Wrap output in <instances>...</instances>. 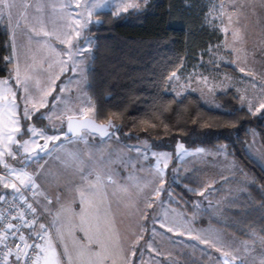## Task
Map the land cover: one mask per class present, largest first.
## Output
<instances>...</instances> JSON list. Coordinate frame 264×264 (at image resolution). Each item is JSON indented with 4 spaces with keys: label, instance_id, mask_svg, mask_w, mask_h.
Listing matches in <instances>:
<instances>
[{
    "label": "snow or ice",
    "instance_id": "1",
    "mask_svg": "<svg viewBox=\"0 0 264 264\" xmlns=\"http://www.w3.org/2000/svg\"><path fill=\"white\" fill-rule=\"evenodd\" d=\"M148 3L149 0H75L73 7L72 0H64L57 7L55 0H35L34 4L0 0V27L9 37L6 47L10 48V54L3 59L13 66L7 78H0V163L5 169L0 183L4 189H11L12 195V203L8 204V193L0 194V202L7 205L0 212V264H10L9 257H13L11 264H134L130 257L137 255L142 233L148 230L144 223L149 218L147 210L153 204L162 209L165 201L158 199L162 195L172 197L171 186L165 187L169 161L173 157L183 162L186 156H227L226 145L215 153L202 147L189 152L184 143L178 142L175 153H171L155 150L157 146L147 140L125 144L120 138V125L111 120L97 123L96 106L87 90L92 87L88 75L98 44L86 33L103 21L93 20V16L102 9L114 17L137 14ZM257 3L264 9V0H219V3L209 0L211 7L203 19L214 28L219 26L225 33V43L215 48L210 46L213 57L206 62L207 67L202 61L198 68H204L210 75L215 73L219 68L215 54L222 48L227 55L240 52L247 55L246 48L235 45L246 40L240 26L241 17L249 8L256 15ZM185 4L191 6L189 0ZM258 23L264 21L258 20ZM229 33L231 45L227 44ZM53 37L63 46L60 51L49 44ZM45 49L59 58L43 56ZM257 54L264 60V47L252 50L254 57ZM227 63L235 64V61ZM240 71L244 72V68ZM66 73L69 74L66 81L57 84ZM193 78H202L205 83L209 79L194 69L185 83L190 85ZM166 80L169 85L173 81L179 84L176 71ZM208 91L215 95L214 89ZM182 95L175 93L176 98ZM239 99L243 104L245 97ZM215 107L221 108V105ZM42 108L48 111L40 112ZM262 109L264 102L253 111V104L248 101V112L253 116ZM34 116L37 122L49 123L38 129L35 123H28ZM53 117L59 124L53 123ZM125 135L130 137L128 133ZM5 157L16 160L19 168L6 162ZM152 160L154 164L150 163ZM29 167L33 169L31 172L26 171ZM172 172L173 177L179 175L178 168ZM13 175L18 183L10 180ZM240 183L243 187L237 191L246 194L252 181L245 179ZM197 194L205 195L204 191ZM228 202L236 201L230 198ZM77 204L79 212L74 208ZM193 208L199 211V202ZM125 218L129 224L121 232L120 225ZM181 219L185 224L191 223L183 216ZM157 223L167 232L184 235L176 231L180 221H169L167 211L163 219L158 215L152 217L153 237L158 235ZM169 223L172 226H167ZM77 231L84 236L77 237ZM259 232L264 233V228ZM246 234L250 242L225 240L219 232L191 235L189 230L190 239L215 247L221 253L216 258L217 264H264V235L255 230ZM148 248H152L151 243Z\"/></svg>",
    "mask_w": 264,
    "mask_h": 264
},
{
    "label": "trees",
    "instance_id": "2",
    "mask_svg": "<svg viewBox=\"0 0 264 264\" xmlns=\"http://www.w3.org/2000/svg\"><path fill=\"white\" fill-rule=\"evenodd\" d=\"M189 3L191 6L185 0H149L137 14L114 17L108 10H101L95 15V20L103 23L91 28L98 47L88 75L92 87L87 92L96 106V119H112L120 125L124 142L148 139L157 149L169 150L179 140L188 146L226 145L252 175V183L246 194H239L224 210V218L211 221L249 240L246 233L250 230L264 235L259 232L264 228V207H260L264 205V169L248 154L246 144L251 126L257 127L264 141V115L253 116L247 107L240 106L233 90L218 91L216 98L224 109H216L194 91L176 98L169 89L166 78L172 71H193L199 57L223 39L220 30L203 19L210 7L208 1ZM4 32L0 27V77L7 76L13 67L3 59L10 54L6 47L9 37ZM193 176L182 175V182L173 184L179 201L173 204L189 212L194 211V187H199L198 177ZM191 188L195 191H189Z\"/></svg>",
    "mask_w": 264,
    "mask_h": 264
},
{
    "label": "rangeland",
    "instance_id": "3",
    "mask_svg": "<svg viewBox=\"0 0 264 264\" xmlns=\"http://www.w3.org/2000/svg\"><path fill=\"white\" fill-rule=\"evenodd\" d=\"M20 2L34 4L35 0H20ZM55 2L56 6L59 7V4L63 3L64 0H55ZM72 3L74 7L75 0H72ZM217 3H219V0L217 1ZM245 11L246 15L241 17L240 26L246 35V40L243 42V44H237L235 45V47L246 48L247 55H245L244 52L227 55L226 53L222 54L219 51L215 54V58L219 63V68L215 73L210 75L209 72L204 70V68H194L197 73L203 72L204 76L209 77L207 83H205L202 78H199V80L197 78H193L190 85H187L185 83V78L192 74L194 70L190 71L189 68H185L182 71H177L179 84H177L176 81H173L171 82L169 89H171L175 93H184L194 88L196 89V91L194 92L200 95L202 101L206 105L213 108H216L215 105L217 104L221 105V108L216 109H224L223 103L216 98V94L218 93V91H222L225 89L227 91H235L239 97H245L243 104L241 100L239 101L240 106L248 108V101H251L253 104V111H255V108L259 107L260 103L264 102V60L260 58L259 54H257L255 57L252 55L253 49L258 50L260 47H264V23H258V20L264 21V9H261L259 7V4L257 3L256 15L252 14V10L250 8L246 9ZM95 18L96 17L94 15L93 20H95ZM48 27L49 29H51L52 25L49 24ZM86 34L95 38L94 33L91 29ZM224 43L225 37L222 45ZM49 44L52 47L56 48L57 51H60L63 47L59 45L55 37L49 40ZM227 44H232V37L230 33L227 37ZM29 55H31V53ZM42 55L52 56L53 59L59 58L56 57L54 53L50 52L49 49H45ZM237 56H239L240 58L237 59ZM212 57L213 53L210 51L205 55H201L199 57L197 66L203 61L205 63V67H207L206 62ZM227 61H235V64L227 63ZM21 62L23 63V57ZM45 67H47V64H45ZM240 68H244V72H241ZM55 70L58 71V68H56ZM249 73L251 75H249ZM67 75L69 74L66 73L65 75H62L60 77V80H57L56 83L60 84L61 81H66ZM0 78H7V76H3ZM253 84H255V87H253ZM209 88L214 89L215 95L208 91ZM201 93H203V95H201ZM52 95L55 96L56 93L53 92ZM73 95H75V90L73 91ZM49 101H51V97H49ZM47 111V108L40 109V112ZM263 113L264 109H262L261 113H258L257 116L262 115ZM36 115H39V113H37ZM28 123H35L36 127L39 129L44 125H47L49 122L47 120L37 122L36 117L34 116L32 121H29ZM53 123L59 124V120L53 117ZM250 133V140L246 144V150L248 154L264 169V158H260L261 155L264 154V141L259 134L256 126L250 127ZM24 139H28V137L25 136ZM145 140L151 143V141L148 139H142L137 142H122L125 144L135 145ZM178 142L184 143L189 152H193L197 147H202L207 151L215 153L216 149L220 148L221 146H225L224 144H219L216 146H188L181 140L177 141V143ZM39 143L42 144L43 140H40ZM33 147L35 146L33 145ZM155 150L175 153L176 147L171 150L157 148H155ZM4 160L10 165L19 168L16 160H12L8 157H5ZM41 163H43V161ZM150 163L154 164L155 160L150 161ZM174 168L179 169V175L176 177H173L172 170ZM32 170L33 169L31 167L26 169V171L28 172H31ZM4 173L5 169L3 167V164L0 163V179H3ZM188 173L196 175L193 177H198L197 180L199 182V187H194L197 190L196 194L200 191H204L205 193L204 196H200L197 194V196L194 198L192 205H195L197 202H199V211L194 210L192 212H189L187 210H184L183 207H179L173 204L174 202H179L177 194L174 191L173 184L181 183L182 181L179 179L180 176H185ZM251 176L252 175L248 173L247 169H245L244 165L239 161V159L230 154L228 149L227 156H186L183 162H180L175 157H173V159L169 161V168L167 170V178L169 179V181L168 184L165 185V187H168L169 185L171 186L172 197L169 198L166 194L162 195L158 199L165 201L163 208L161 209L158 204H153V207L147 210L149 218L148 220L144 221V223L146 224L148 230L142 233L143 239L139 241V250H137V255L135 257H130V259L134 261V264H176V262H178V264H198V262H202V264H217L216 258L219 257L221 253L217 252L215 247H210L209 245L202 244L199 240L196 239H190L189 230H191V235H198L202 233L213 235L216 232H219L223 234V238L225 240L235 239L236 241H249L246 239H241L228 230L217 226L211 221V219L218 218L219 220L224 218V210L232 204L229 203L228 200L230 198L235 199L239 194H241L237 191L238 189L243 187L240 181H243L245 179H247L248 181H252ZM10 180L12 182L18 183L15 175L10 177ZM173 180H175V182H173ZM209 185L211 186V188H209ZM5 193L10 194L11 189H4L2 183H0V194ZM169 199H171L170 203L167 202ZM217 205H219V207H217ZM141 207H143V204H141ZM74 208L77 212H79L80 209L78 204L74 205ZM204 209H207V211H205ZM165 211H167L168 213L169 221L173 219L180 221V223L177 225L176 231L183 232V236H177L175 231L171 233L167 232L166 228H160L159 223H157L155 225V228L158 235L153 237L151 231L153 227L152 217L154 215H158L160 219H163V213ZM181 216H183L187 221H191V223L185 224L184 220L181 219ZM128 224L129 220L125 218L124 223L120 225L121 232L125 231V229L128 227ZM167 226L172 225L171 223H169ZM76 235L80 238L83 237L82 232L79 231H77ZM149 243L152 244L151 249L148 248ZM186 254H188V256Z\"/></svg>",
    "mask_w": 264,
    "mask_h": 264
},
{
    "label": "built area",
    "instance_id": "4",
    "mask_svg": "<svg viewBox=\"0 0 264 264\" xmlns=\"http://www.w3.org/2000/svg\"><path fill=\"white\" fill-rule=\"evenodd\" d=\"M29 197L31 196V193H28ZM31 202V201H30ZM12 203V195L8 194V204ZM17 204H19V201L16 202ZM7 205L0 202V212L5 211L6 210ZM29 215H31L29 213ZM15 223V221H13ZM31 243V241H29ZM9 243H11V241H9ZM0 255H2V252H0ZM13 259V257H9V262L11 264V260Z\"/></svg>",
    "mask_w": 264,
    "mask_h": 264
},
{
    "label": "crops",
    "instance_id": "5",
    "mask_svg": "<svg viewBox=\"0 0 264 264\" xmlns=\"http://www.w3.org/2000/svg\"><path fill=\"white\" fill-rule=\"evenodd\" d=\"M208 1V4H209V0H207ZM217 1L218 0H215V2L217 3ZM209 6L211 7V5L209 4ZM219 22H217V24H218ZM217 28L220 30V28H219V26H217ZM221 33H222V35H223V39H222V41L220 42V43H217V44H214L213 45V48H215V46L216 45H222V43H223V41H224V37H225V35H224V33L222 32V31H220ZM220 53H222V54H224V53H226V50L225 49H221L220 50ZM122 141V140H121ZM82 234H83V236H84V233L82 232Z\"/></svg>",
    "mask_w": 264,
    "mask_h": 264
},
{
    "label": "water",
    "instance_id": "6",
    "mask_svg": "<svg viewBox=\"0 0 264 264\" xmlns=\"http://www.w3.org/2000/svg\"><path fill=\"white\" fill-rule=\"evenodd\" d=\"M113 123H114V121L112 120V119H110ZM96 121H97V123H106V122H100V121H98L97 119H96ZM115 124V123H114Z\"/></svg>",
    "mask_w": 264,
    "mask_h": 264
}]
</instances>
